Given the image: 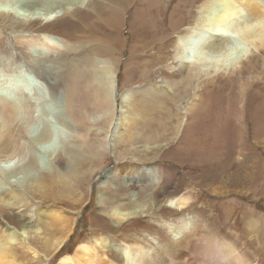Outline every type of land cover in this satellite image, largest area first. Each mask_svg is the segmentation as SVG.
I'll list each match as a JSON object with an SVG mask.
<instances>
[{"label":"bare ground","instance_id":"obj_1","mask_svg":"<svg viewBox=\"0 0 264 264\" xmlns=\"http://www.w3.org/2000/svg\"><path fill=\"white\" fill-rule=\"evenodd\" d=\"M108 1L116 3L117 6L125 2V6H128L133 0ZM179 1L180 0H177L176 3ZM201 1H203V3L199 4ZM8 2L6 3L8 6L5 4L4 7H0V14L13 15L19 19H21L20 17H25L30 20H39L42 23H50L59 18V16L56 15L58 9L67 10L80 1L66 0L65 2L64 0L61 1V5L60 2H57L58 5L52 0H28L25 3L19 0H9ZM127 2L129 3L127 4ZM141 2H147V0H135V6L137 7L138 3ZM165 2V0L153 1V7L160 16L164 13L163 8H165ZM187 4L190 6H188L189 8L195 5L196 15H194L191 10H186L188 15L186 18L188 26L181 34L175 37L174 49L176 52L175 50L173 52L176 54L174 53L173 60L177 67H179L177 70L179 75L177 84L186 88L190 87L193 81L199 83L200 81H205V78H207V80L201 88L197 86V90L193 94L195 103L192 105L189 112H184L186 120H177L175 122L170 143L173 145L175 144V150H177L180 155H185L191 150H197L199 154H204V159L208 157L213 159L214 155L216 156V154L222 153V151L230 153L228 152L230 151L229 148L231 146H236L235 148L238 150L235 152L240 154L239 158H237L238 162L235 160L236 163L241 166H247L249 164V158L246 154L254 151V148H251V143L258 146L261 150H264V114L261 112L264 110V100L256 104L252 112L249 111L251 108L250 100L258 98L259 95H263V93L260 94L258 91L262 92V88L259 87L261 83L259 82H262L261 80L264 81V0H184V8ZM197 4L198 6H196ZM217 7H220V10L215 12ZM126 9H122V11L118 8L111 10L113 12L112 16H114L113 18L111 16V20L114 22L118 21V18L121 15L123 16ZM242 9H245L249 13L245 22L239 24L241 25V37L244 42V47L238 50L236 48L237 51L234 53V57H229L226 62H220L218 65L209 67L207 59L211 54L222 57L223 55L226 56V53L232 49L234 43L232 42V36L228 32V25L230 22L233 23L232 21L236 19L237 15H242L240 14ZM136 10L138 11V8H136ZM176 11L177 8L172 11H166L168 15H166L163 23L164 28H161L158 32L160 36L164 34V42H162L163 44L159 48L157 47L158 51H164L167 46H172V39L166 32L171 34L175 33V31L173 32L171 29L170 22L171 20L173 21L172 17H174ZM40 12L44 13L43 17ZM93 12L100 15L103 12V8L96 5V7L93 8ZM89 19H91V17L88 16L87 13V18L80 17L78 20L82 24V22L87 23L85 21ZM63 22L65 24L67 23V21ZM182 22V19L181 21L178 20L176 22L178 23L177 26ZM44 38L46 43H51L50 37L44 36ZM167 39L169 40L167 41ZM196 41L200 46V53L203 55H200L201 57L194 56L191 50V47ZM110 51H113L112 46L98 45L93 51V54L97 57L94 58V60L87 58L82 67L75 68L68 76L65 85L67 94L65 92L64 95H59V107L61 111L65 113L68 121L73 123L74 133L71 134L72 145L63 146L61 150H58V145H60L58 144L60 140L58 132H54L50 128L45 127L41 136L32 138L30 134V130L35 126V111L32 108L34 104L32 105V103L28 101V97L26 98L24 96L23 89H25V87H32L31 84L23 80L24 76L22 75H3L4 73L0 70V75L3 76L0 77V264H23L27 260H34L35 264L46 263L52 252H57L62 247L63 240L60 238L54 240L52 237L58 234L63 236L67 234L66 230L67 227H69L67 226L69 225L67 224L68 220L63 212L50 210V208L61 207L54 204L60 201L62 194L70 191L68 187L70 185L66 182V179H68L66 177L68 173L67 170L69 169L71 171V165L79 160V154L74 146V141L81 138V133H78V131L82 126L89 125L97 127V131L94 132L100 136L104 134L102 144L98 142L100 144V146L98 145L99 148H97L98 153H104L109 145L113 150H120L121 145L124 143L129 145L133 143L153 144L147 146V151L154 153L157 151L161 152L162 147L169 145V143L164 145L156 144L161 139V135L158 132L160 129L154 130L149 128V131L145 132L142 129L145 127H141L142 125L137 128L138 124L135 123L136 117H134L135 115H131L132 117L130 116L133 110L130 107V102H127L126 98L119 101L121 108L120 113H122V108L130 110V117H126L128 118L127 123H130L129 125L131 126H136V133L131 131L124 134L121 132V134H119L120 132L118 130L109 132L117 107L116 78L120 59L119 56L120 53H122L119 51L117 55L118 58L112 62L113 58L111 57H113V54ZM256 61L257 63H255ZM261 67L263 70H261ZM258 70H260L261 75L259 78L254 74L257 73ZM257 74H259V72ZM81 77L87 79L86 88L88 89L89 85L91 87L89 90L91 89L93 92L92 106L95 111L94 115L87 113L81 106L77 109L74 106V99H78L75 85ZM164 83H166V81ZM262 84H264V82H262ZM236 85L238 88L235 87ZM234 90H236V93H234ZM213 96L216 97V103L210 100ZM231 96H233L235 101L233 108L227 100L229 97L231 98ZM36 100L38 102L40 98L36 97ZM210 103L215 105V107L217 106L218 109L221 103V109H219V111L222 112L221 114L224 113L225 117L222 121H214L206 125L203 122L202 114H204L205 108L211 105ZM224 103L229 105L223 106ZM239 105L241 107L238 109L237 106ZM232 113L235 114L233 117H230ZM232 118H234L233 120L237 119L240 123L235 124L234 122L231 126H226L225 122L231 121ZM253 121L254 123H252ZM158 125L160 124L157 123V126ZM250 125H253L252 136L248 137ZM104 127H107V129L104 130ZM180 129H183L185 132L182 133L181 137ZM197 133H200V136H196ZM230 138L231 142L228 141ZM177 143L178 145H176ZM37 147H44L45 149V153L41 158L36 157L35 152ZM129 151L135 154L137 153V148H132V150L130 148ZM168 156L169 155H167V157ZM160 159L162 158H155L153 161ZM127 161L131 163L134 161L140 162L141 160L131 158L127 159ZM158 170H161L163 174L165 173V176L163 178L160 177V181L158 179L155 181V179L151 177L146 183L140 184L141 190H137V192L133 191L130 194L128 203L118 205V209L122 210L113 212L111 222L106 221L105 223V227L110 228L108 233H120L122 231L119 230L121 225L124 227V223L130 220L134 221L144 217L168 220L167 227L169 232L167 235H158L161 238L159 237L157 243L158 249L156 255H154V259H152V257L149 259L148 256L144 255L145 253L143 254L141 247L138 246L137 243H129L130 240H125L127 245L125 248L120 249L119 252L111 243L110 236L105 239L103 237L96 238V235L93 241H89L92 242L90 246L87 245L89 242L82 243L74 256H63L60 258L58 264H252L249 259L250 253L245 250L249 243L248 240L245 239L247 236L246 229L239 230L243 232V235L239 238L238 236H240V234L238 235V230H236L237 221L234 220L233 214L231 213L232 217L231 215L228 217L229 220L232 218L233 221L230 225L231 228L227 230H235L236 233L227 231L221 234V236L211 232L206 227L207 225H199L195 221H185L182 217L185 211L188 210L196 215L201 213L196 209L195 203H189V197L185 196L191 193L194 194L198 200H200V196L190 189L183 180L176 177L177 173L174 169L161 168ZM121 171L125 172L123 176L127 177L129 184H127L128 186L119 184L115 189L111 187L107 188L108 191L112 190L108 193V197L110 199L114 198L115 201L118 198L117 193L121 194L125 192V190L134 189V187H136L139 182H136L138 179L133 177L139 178L142 175H147L140 166H125L122 169H114V172L109 173L107 171V175L104 178L108 180L113 179L112 177H115L116 173H120L122 176ZM97 174L96 172V175ZM193 176L194 177H190L189 180L191 182H198V178L195 175ZM146 178L144 179L146 180ZM171 178L173 180L176 178L174 186H172L173 182ZM246 180L242 172L238 176L233 175V173L231 175H226L225 173L223 175L216 174L211 175L209 180L211 183L201 181L200 186L208 188L207 193L211 196L221 197L232 195L231 193L234 192L233 188L239 185L240 197L247 198L250 195L249 190L251 186L247 190L244 188L242 190L241 188V182L243 181L247 184L248 180ZM216 182L217 184L219 183L220 188L215 186L217 185ZM107 189H105V191ZM142 190H146L147 194L149 192L150 194L148 195L151 196L150 214L147 216L143 215V213L145 214L144 211L134 208L137 203L146 201L144 195L141 193ZM260 191L264 192V187ZM70 193H73V190H71ZM175 199L177 201V210L172 211L168 208L167 204ZM34 200H38L39 202L37 204L34 203L36 206L34 213L33 215H29L27 214L29 201ZM46 201L53 202V204L46 208L43 206ZM230 203L236 202L232 200L222 203L221 206L224 209L225 206ZM206 204L209 205L211 203L209 202ZM107 205H111V203H106V206ZM214 205L218 207L216 206L218 204L214 203ZM236 205L240 204L236 203ZM139 213L142 214L140 218H138ZM214 219L216 220L217 218ZM242 224L249 225L248 217L243 220ZM256 229H251L250 232L256 233L257 231L254 232ZM95 232H97V230ZM20 233L24 235L27 241L19 239ZM239 240H242V243ZM116 251L118 253H116ZM38 259H40V261Z\"/></svg>","mask_w":264,"mask_h":264},{"label":"rangeland","instance_id":"obj_2","mask_svg":"<svg viewBox=\"0 0 264 264\" xmlns=\"http://www.w3.org/2000/svg\"><path fill=\"white\" fill-rule=\"evenodd\" d=\"M8 1L9 0H0V7H4ZM19 1L25 3L28 0ZM52 1L55 3L60 2L61 5V1L64 0ZM79 1L80 2H77L76 5H73L67 10L58 9L56 15H58L59 18L50 23H42L39 20H30L25 17H20L21 19H19L13 15L0 14V70L4 73L3 75H22L24 76L23 80L32 86L26 88L23 84L26 89H23L24 96L26 98L28 97L27 99L30 103H32V105L34 104L32 108L35 111V126L30 130L32 138L41 136L44 132V128L46 127L50 128L54 132H58L60 137V140L58 141V144L60 145H58L59 148L57 147L58 150H61V147L63 146L66 147L72 145L71 134L74 133L73 123L68 121L65 113L61 111L59 107V95H64L66 92L65 85L70 72H72L75 68L82 67L87 58L94 60L97 56L93 54V51L95 47L101 45L112 46L113 51H110L113 54V57H111L113 58L112 62L118 58V52H122L119 56L120 59L116 78L117 107L109 132L118 130L120 132L119 134H121V132L124 134L131 131L136 133V126L134 127L129 125L130 123H127L128 118H126L131 115H135V123L139 125H137V128L142 125L141 127H145L142 128L145 132L149 131V128L154 130L160 129L158 132L161 135V139L156 144L164 145L169 143V145L162 147L161 152L157 151L154 153L147 151V146L153 144L133 143L132 145H129L124 143L121 145L120 150H113V148L109 145L104 153H98L97 148H99L100 142L102 144L104 134H101V136L97 135L94 132L97 131V127L89 125L82 126L78 131V133H81V138L74 141V146L79 154V160L71 165V171L68 169L66 176L68 178L66 179V182L70 185L68 187L70 188V191L73 190V193H70L69 191L68 193L62 194L60 201L54 204L61 207L50 208V210L63 212L64 216L67 217V224H69L67 225L69 226L66 230L67 234H64V236L58 234L55 235V237H52L54 240L59 238L62 239V247L57 252L53 251L49 260L46 261V263L41 264H58L61 257L74 256L78 247L82 243L93 241L96 235V238L103 237L105 239L110 236L111 243L114 245V248L118 249V251L125 248L127 245L125 240H130L129 243H137V245L141 247L143 254L145 253L144 255L148 256L149 259L150 257L154 259V255H156V251L158 249L157 243L159 241V237L163 234L167 235L169 232L167 227L168 220H158L150 217H144L134 221L130 220L124 223V227L121 225L119 230L122 231L120 233H108L110 228L105 227V223L106 221L111 222L113 212L122 210L121 208V210L118 209V205L128 203L130 194L133 191L137 192V190H141V187L139 186L140 184L146 183L149 179H151V177L155 179V181H157V179L160 181L161 178L165 176V173L163 174L161 170H158L161 168L174 169L177 173L176 177L183 180L190 189L200 196V200H198V198L191 193L185 196L189 197V203H195L196 209L201 212L199 215H196L188 210L185 211L182 215L185 221H195L199 225H207L206 227L211 232L221 236V234L231 231L227 229L231 228L230 225L233 220L232 218L229 220L228 217L229 215L232 217L233 214L234 220L237 221L236 230H238V235L240 234V236L237 235L239 238L243 235V232H240L239 230L246 229L247 236L245 239H247L249 243L247 246L248 248L246 247L245 250L250 253V262L252 264H256V262L257 264H264V192L260 191L264 187V150H261L258 146L251 143V148H254V151L246 154L249 158V164L247 166H241L236 163L237 158H239L240 155L235 152L238 149L235 148L236 146L230 147L227 142L226 144L230 147V151L228 152L230 153L222 151V153L216 154V156L214 155L213 159L210 157L204 159V154H199L197 150H191L188 152L190 154L187 153L185 155H180L178 151L175 150V144L173 145L170 143L175 122L177 120H186L185 113L189 112L192 105L195 103L193 94L196 92L197 86L201 88L207 80V78H205V81H198L199 83H197V81H193L190 87H186L188 89L182 87L181 85L179 86V84H177L179 81L177 71L179 67H177L173 60V57L176 54V50L174 49L175 37L178 36V34H181L188 26L186 20L188 16L187 11L191 10L193 14L196 15L195 5L189 8L190 6L187 4L184 8V0H180L178 3H176L177 0H165V8H163L165 14L162 13L160 16L153 7L154 0H147V2L138 3L137 7L135 6V0L131 1L128 6H125V2L117 6L116 3H112L111 1L109 2L108 0ZM129 2H127V4ZM201 3H203V1L199 4ZM6 5L8 6V4ZM96 5L103 8L102 14L99 15L93 12V8L96 7ZM148 6H151L152 9ZM196 6H198V4ZM115 8H118L121 11L122 9L125 10L127 8L126 11H124L123 16L120 14L121 16L118 18V21H115L116 23L111 20V16L113 14L111 10ZM136 8H138V11ZM176 8V14L172 17L173 21L171 20L170 22L171 29L173 32L175 31V33L171 34L166 32L172 39V46H167L164 51H158V48L163 44L162 42H164V34H161L160 36L158 32L161 28H164L163 23L166 15H168L166 11H172ZM219 10L220 7H217L215 12ZM87 13L91 19L85 21L87 23L82 22L81 24L78 19L80 17L87 18ZM40 14L42 17L44 16L43 12H40ZM240 14L242 15H237L236 19L232 21L233 23L230 22L228 25V32L232 36V42L234 43L232 49L226 53L227 57L225 55L220 57L219 55L216 56L215 54H211L207 59L209 67L218 65L220 62H226L229 57H234V53L239 48L244 47V42L241 37V25L239 24L245 22L249 13L245 9H242ZM113 17L114 16H112V18ZM181 19L183 22L181 24L179 23L180 25H178V27V23L176 22L178 20L181 21ZM63 21H67L68 24H65ZM44 36L50 37L51 43L47 42V44L44 41ZM169 39H167V41ZM236 45L240 46L238 47ZM199 47L200 46L197 44V41L191 47L194 56H203L200 53L201 51ZM174 50L175 52H173ZM197 52L200 54L198 55ZM255 63H257V61ZM262 67L261 70H263ZM258 72L259 74H257ZM257 73L254 74L257 78H259L261 76L260 70H258ZM0 77L3 76L0 75ZM165 81L166 83H164ZM261 81L264 82L263 80ZM262 82H259L261 83L259 87L262 88V92H258L260 94L263 93V95H259L258 98L250 100V112L253 111V107L256 104L261 101L263 102L264 100V84H262ZM86 84L87 79L85 77H81V79L76 83L75 90L77 91L76 96H78V99H74V106L76 109L81 106V108L87 111V113L94 115L95 111L92 106L93 92L91 89L89 90V88H91L89 85L88 89L86 88ZM235 87H237V85ZM234 93H236V90H234ZM36 97L40 98L38 102ZM125 98L127 102H130L129 104L133 113H130V110L126 108H122V113H120L121 108L119 101ZM210 100L216 103L215 96H213ZM227 100L233 108V104H235L233 96H231V98L229 97ZM229 104L224 103L223 106H228ZM239 107L241 106H237L238 109ZM219 109H221V103L219 105ZM219 109L213 104L210 106L208 105L205 108L204 114H202L204 124L207 125L214 121H222L225 114H221L222 112H220ZM261 112L264 114V110ZM234 114L235 113H232L230 117H233ZM233 119L234 118H232L231 121L229 120L225 122L226 126H231L234 122L235 124L240 123L237 119ZM157 123L160 125L157 126ZM252 123H254V121ZM252 128L253 125H250L248 137L252 136ZM106 129L107 127H104V130ZM180 130L181 137L182 133L185 132L183 129ZM196 136H200V133H197ZM228 141L231 142V138ZM176 145H178V143ZM130 148L131 150L132 148H137V153L133 154V152L129 151ZM44 150V147H37L35 152L36 157H43V154L45 153ZM167 155L169 156L167 157ZM131 158L139 159L141 161L128 163L127 159ZM155 158L162 159L153 161ZM125 166H140L147 175H142L139 178L133 177L138 179L136 182L139 183L136 187H134V189L131 188L129 190H125V192L121 194L117 193L118 198L115 201L114 198L110 199L108 197V193L112 190L108 191L107 188L111 187L112 189H115V187L119 184L122 186L129 184L127 177L123 176V173L125 172L121 171L122 176L120 173H116L115 177H112L113 179L109 180L104 177L107 175V171L109 173L114 172V169H122ZM96 172L98 173L97 175ZM241 172L248 180H246L247 184L243 181L241 182L242 190L243 188L247 190L251 186V189L249 190L250 195L247 198L240 197L239 185H237L236 188H233L234 192L231 193L232 195L234 194L233 196L227 195L221 197L211 196L207 193L208 188L200 186L201 181L211 183L209 181L211 175H223L224 173L226 175H231L233 173V175L238 176ZM193 175L198 178V182H191L189 180L190 177H194ZM144 178H146V180ZM171 181L173 182L172 186H174L176 178L174 180L171 178ZM215 186L220 188L219 183ZM105 189L107 190L105 191ZM141 193L144 195L146 201H143L144 203H137L134 208L144 211L145 214L143 213V215L147 216L150 214L149 208H151V196L148 195L150 194L149 192L147 194L146 190H142ZM191 199L194 200L192 201ZM232 200L240 205L230 203L225 206L226 209H223L221 204ZM38 202V200L29 201L27 214L33 215L36 208L34 203L37 204ZM176 202L177 201L175 199L168 203V208L172 211H176ZM209 202L211 204L207 205L206 203ZM106 203H111V205L106 206ZM214 203L218 204L216 205L218 207H215ZM52 204L53 202L46 201L43 206L48 208ZM140 216H142L141 213H139L138 218H140ZM246 217H248L249 225L242 224ZM214 218L217 219L215 220ZM101 226H104L105 228ZM251 229H256L254 232H257L252 233L250 232ZM96 230L97 232H95ZM231 232L236 233L235 230H232ZM19 239L24 241L26 240L24 235L21 233L19 235ZM239 241L242 243V240ZM91 243L92 242H89L87 245L90 246ZM116 253L118 252L116 251ZM38 260L40 261V259ZM27 263L35 264L34 260H27L23 264Z\"/></svg>","mask_w":264,"mask_h":264}]
</instances>
